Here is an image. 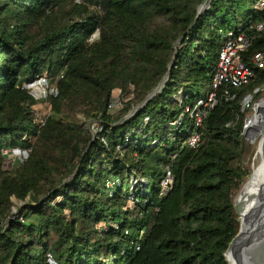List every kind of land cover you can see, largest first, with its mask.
Wrapping results in <instances>:
<instances>
[{"label": "trees", "instance_id": "obj_1", "mask_svg": "<svg viewBox=\"0 0 264 264\" xmlns=\"http://www.w3.org/2000/svg\"><path fill=\"white\" fill-rule=\"evenodd\" d=\"M261 2L212 0L198 15L205 0H0V264H227L249 174L253 110L241 102L264 70L209 113L197 148L192 123H173L210 91L223 35L261 20ZM259 52L264 34L244 60ZM44 76L59 94L39 128L24 85ZM115 90L132 98L112 114ZM8 148L31 151L7 168ZM167 171L174 182L161 195ZM12 197L38 204L13 219Z\"/></svg>", "mask_w": 264, "mask_h": 264}, {"label": "built area", "instance_id": "obj_2", "mask_svg": "<svg viewBox=\"0 0 264 264\" xmlns=\"http://www.w3.org/2000/svg\"><path fill=\"white\" fill-rule=\"evenodd\" d=\"M76 3L82 4L84 0H75ZM260 9H264V2L259 5ZM264 34V16L257 22L248 25H242L239 28L228 30L223 35L222 45L218 52V61L211 77L210 91L203 97L198 98L194 103L187 104L183 112L179 115L173 126L180 128L186 120L193 125V131L188 137L187 144L191 148H197L200 145L202 135L200 128L209 113L223 99L225 101L234 100L237 96L236 89L242 88L257 78V68L264 70V53L254 55L251 64L244 60L243 54L247 52L254 38L257 35ZM42 78V79H41ZM33 82L26 83L24 88L38 101H50V97H57L59 90L57 87H49L47 77H41ZM264 90V86L255 88L251 93L245 95L241 102L242 111L256 110L258 103L254 102V97ZM124 100L120 103V110L124 107ZM114 104V102H113ZM113 104L110 106L112 111ZM49 117V116H48ZM43 117L38 121L39 128H42L48 119ZM246 121L245 127L249 125ZM30 149L8 148L4 150L5 158H13L25 161L30 154ZM174 182L173 175L170 171L162 181L161 195H166L171 189ZM130 233V232H128ZM52 263L54 261L51 260Z\"/></svg>", "mask_w": 264, "mask_h": 264}, {"label": "water", "instance_id": "obj_3", "mask_svg": "<svg viewBox=\"0 0 264 264\" xmlns=\"http://www.w3.org/2000/svg\"><path fill=\"white\" fill-rule=\"evenodd\" d=\"M211 1L212 0H207L200 7L198 15H201V13L208 8ZM167 80H168V75L156 87V89L151 94H149L147 99L142 104L137 106L134 110H132L127 117L132 116L138 110L145 107L146 104L161 90V88L164 85V82ZM250 123L251 121L249 122V125ZM247 128L245 130V133L247 131ZM262 135H263V139L260 142L257 153L260 150V148H264V132L262 133ZM247 179L248 178L246 177L245 181H247ZM242 188L239 191L238 195H236L237 198L235 197L234 199V208L238 215L240 230L237 236L230 243L228 250L225 253V259L227 264H260V260L262 259V257H264V208L262 210L248 214L247 218H245V216L243 215L244 206L238 200ZM245 222H247L248 224L247 234L242 236L244 233L243 230H244Z\"/></svg>", "mask_w": 264, "mask_h": 264}, {"label": "rangeland", "instance_id": "obj_4", "mask_svg": "<svg viewBox=\"0 0 264 264\" xmlns=\"http://www.w3.org/2000/svg\"><path fill=\"white\" fill-rule=\"evenodd\" d=\"M206 1L207 0H205V2ZM75 3H76L75 0H65V4L68 6H71ZM95 9L97 10L98 14L100 15L101 14L100 10L97 8H93L92 10L95 11ZM47 84L49 87H56V81H49V79H47ZM202 93H203V91H202ZM130 98H132V94L128 93V95L126 96L124 101H127ZM263 100H264V96L262 97V100H260L257 103L260 104V102H262ZM121 102H122V99L120 97V91L115 90L114 91V104H113V108L111 111L112 114H116L120 110V103ZM51 109H52L51 101L45 100V101L38 102V104L35 107L36 117H37L38 121H40V119H42L43 117H48L51 114V111H52ZM258 112H259V110H258ZM256 113H257V109L253 110V112H251L250 114L247 115L246 121L251 120ZM79 119L82 122H85V119L83 118V116H79ZM255 120L261 124V130L259 132H254V134H252V137H251V136H249V128H247V131L245 133L246 127H244V133H243L245 147H244L242 162H243L244 168L249 173L247 178H249L251 176V173L253 170V164L256 163V153H257V150L259 148L260 142L263 139L262 133L264 132V113L258 115ZM91 131L95 135V138H97L99 136L100 131H101L100 125L99 124H92L91 125ZM18 161L21 162L20 160H16L13 158H7L6 159V167L7 168L8 167L13 168V166H15ZM244 183H243L242 187L244 186ZM153 188H154V183L152 182L150 189L152 190ZM49 195H51V193ZM46 197L43 196L40 199V201L44 202L46 200ZM60 200H62V199L61 198L57 199V201H60ZM12 202H13V206H12V218L13 219L20 218L22 213L25 211V209L27 207H29V206L34 207L38 204V202L33 201L30 197H28L25 201H21V200H18L16 197H12ZM260 264H264V257H262V259L260 260Z\"/></svg>", "mask_w": 264, "mask_h": 264}, {"label": "bare ground", "instance_id": "obj_5", "mask_svg": "<svg viewBox=\"0 0 264 264\" xmlns=\"http://www.w3.org/2000/svg\"><path fill=\"white\" fill-rule=\"evenodd\" d=\"M256 109L257 113L248 127L249 136L251 137L254 132L261 130V124L255 119L258 115L264 113V100L257 105ZM238 200L244 206L243 215L245 218L248 214L264 208V148H260L258 151L251 176L245 182ZM247 227L248 224L245 222L242 236L247 234Z\"/></svg>", "mask_w": 264, "mask_h": 264}]
</instances>
